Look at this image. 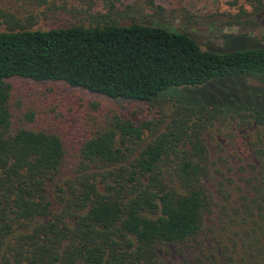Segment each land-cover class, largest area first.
Wrapping results in <instances>:
<instances>
[{
    "label": "trees",
    "instance_id": "trees-1",
    "mask_svg": "<svg viewBox=\"0 0 264 264\" xmlns=\"http://www.w3.org/2000/svg\"><path fill=\"white\" fill-rule=\"evenodd\" d=\"M11 20L0 9V264H160L159 250L190 242L186 264H264V115L231 96L194 101L213 80L262 76L264 47L218 53L137 23L13 31ZM13 78L153 115L134 125L88 103L68 151L30 112L12 123ZM62 173L71 178L49 189Z\"/></svg>",
    "mask_w": 264,
    "mask_h": 264
},
{
    "label": "rangeland",
    "instance_id": "rangeland-1",
    "mask_svg": "<svg viewBox=\"0 0 264 264\" xmlns=\"http://www.w3.org/2000/svg\"><path fill=\"white\" fill-rule=\"evenodd\" d=\"M255 1L0 0V9L12 17L13 31L20 27L28 30L66 28L73 25L93 27L109 21L119 25L137 23L187 34L201 49L224 53L239 48L264 47V10H255ZM3 31H8L5 24L0 25V32ZM8 83L11 86L12 123L23 124V115L30 112L34 117L30 126L55 132L68 151L85 136L83 112L88 103H96L100 108L111 110L134 125L153 115V110H149L146 104L110 99L71 88L63 82H34L13 78ZM199 92L198 97H194L198 104H220L228 98L231 105V96L234 101L242 100L264 115V74L260 77L216 79L208 83L207 87H200ZM155 105L157 107L162 103L156 102ZM223 129L226 131V128ZM229 132L235 137L233 131ZM221 134L213 131L212 141L223 144ZM209 149L213 160L216 156L215 153L212 154L214 147L210 145ZM68 178L71 175L62 173L49 182L47 187L50 189L55 183ZM192 246L195 244L190 242L179 248L159 250L157 254L160 264L191 263L196 253Z\"/></svg>",
    "mask_w": 264,
    "mask_h": 264
}]
</instances>
